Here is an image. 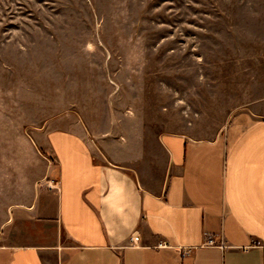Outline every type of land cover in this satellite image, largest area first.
Instances as JSON below:
<instances>
[{
  "label": "rangeland",
  "instance_id": "rangeland-1",
  "mask_svg": "<svg viewBox=\"0 0 264 264\" xmlns=\"http://www.w3.org/2000/svg\"><path fill=\"white\" fill-rule=\"evenodd\" d=\"M262 102L264 0H0V194L42 178L34 219L56 203L47 130L123 149L138 132L213 139Z\"/></svg>",
  "mask_w": 264,
  "mask_h": 264
},
{
  "label": "crops",
  "instance_id": "crops-1",
  "mask_svg": "<svg viewBox=\"0 0 264 264\" xmlns=\"http://www.w3.org/2000/svg\"><path fill=\"white\" fill-rule=\"evenodd\" d=\"M260 106L213 139L163 132L149 142L138 132L125 149L89 139L79 122L47 130L38 149L56 163L52 221L34 219L45 205L31 203L32 180L42 178L24 177L18 198L15 185L0 194V264H264ZM209 236L223 246L203 245Z\"/></svg>",
  "mask_w": 264,
  "mask_h": 264
},
{
  "label": "built area",
  "instance_id": "built-area-1",
  "mask_svg": "<svg viewBox=\"0 0 264 264\" xmlns=\"http://www.w3.org/2000/svg\"><path fill=\"white\" fill-rule=\"evenodd\" d=\"M130 240L133 245H136L140 241V236L137 232H134L132 236L130 237ZM203 245L206 246H223V243L217 242L213 237L209 236L207 240L203 243ZM159 247L167 246V243L165 241L158 243Z\"/></svg>",
  "mask_w": 264,
  "mask_h": 264
}]
</instances>
